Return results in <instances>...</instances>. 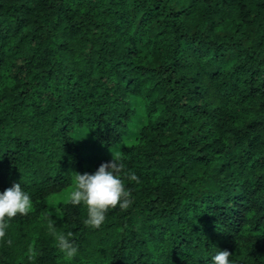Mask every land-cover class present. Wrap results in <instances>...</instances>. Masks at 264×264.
<instances>
[{"label": "trees", "instance_id": "trees-1", "mask_svg": "<svg viewBox=\"0 0 264 264\" xmlns=\"http://www.w3.org/2000/svg\"><path fill=\"white\" fill-rule=\"evenodd\" d=\"M79 131L140 181L99 229L50 212L113 159L87 168ZM17 183L33 206L0 264H264V0H0V194Z\"/></svg>", "mask_w": 264, "mask_h": 264}, {"label": "clouds", "instance_id": "clouds-1", "mask_svg": "<svg viewBox=\"0 0 264 264\" xmlns=\"http://www.w3.org/2000/svg\"><path fill=\"white\" fill-rule=\"evenodd\" d=\"M130 180L139 183V178L134 172L127 171L126 165L113 154V159L102 163L94 174L75 175V185L70 191L69 202L73 205H85L88 218L84 223L92 228L99 229L106 220L109 209L119 206L128 209L132 204L131 191L126 189L125 181ZM33 203L30 195L23 190L19 183L0 194V240H4L8 221L17 215L26 216L32 209ZM54 230V226L50 225ZM58 247L64 253L66 259L76 256L78 249L71 242L72 233L55 234ZM11 244L12 241L8 240ZM31 248L29 252L31 253ZM232 254L228 250H219L213 257L214 264H233L229 257Z\"/></svg>", "mask_w": 264, "mask_h": 264}, {"label": "rangeland", "instance_id": "rangeland-1", "mask_svg": "<svg viewBox=\"0 0 264 264\" xmlns=\"http://www.w3.org/2000/svg\"><path fill=\"white\" fill-rule=\"evenodd\" d=\"M142 122V118H139V120H137L135 126L132 127L131 136L126 140V143L134 142L139 130V126L142 124ZM76 138L78 143L82 145L87 168H93L94 164L102 158H113V154L117 156L120 153L122 147L125 146L122 143L115 148H103L99 143H96L86 131L77 132ZM74 185L75 180L70 188L66 189L60 194L52 196L49 199L50 212L52 214L59 215L58 206L61 202L69 200V194Z\"/></svg>", "mask_w": 264, "mask_h": 264}]
</instances>
